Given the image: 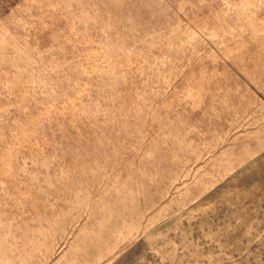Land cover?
<instances>
[{
  "label": "rangeland",
  "instance_id": "rangeland-1",
  "mask_svg": "<svg viewBox=\"0 0 264 264\" xmlns=\"http://www.w3.org/2000/svg\"><path fill=\"white\" fill-rule=\"evenodd\" d=\"M0 264H264V0H0Z\"/></svg>",
  "mask_w": 264,
  "mask_h": 264
}]
</instances>
